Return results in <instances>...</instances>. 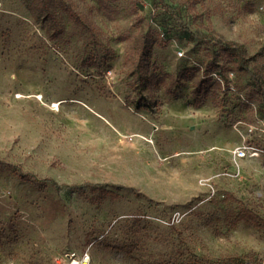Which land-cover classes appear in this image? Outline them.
<instances>
[{"label": "rangeland", "instance_id": "1", "mask_svg": "<svg viewBox=\"0 0 264 264\" xmlns=\"http://www.w3.org/2000/svg\"><path fill=\"white\" fill-rule=\"evenodd\" d=\"M32 1L0 0V264H160L176 246L264 263V155L235 157L264 96L204 42L242 45L264 81V0H72L84 24L36 22ZM140 27L168 35L156 70L212 74L202 102L186 83L139 105L125 57Z\"/></svg>", "mask_w": 264, "mask_h": 264}, {"label": "trees", "instance_id": "2", "mask_svg": "<svg viewBox=\"0 0 264 264\" xmlns=\"http://www.w3.org/2000/svg\"><path fill=\"white\" fill-rule=\"evenodd\" d=\"M161 3H165L164 0H160ZM170 11V17L167 18L165 26L167 29H173V21L175 18L176 24L179 22L182 24L180 17L176 16L172 9ZM30 13L36 22L54 23L58 19V14H67L73 21L78 23H85L82 16H80L72 0H33L30 5ZM168 32V31H167ZM190 37L197 39L195 35L188 32ZM163 35V37H162ZM168 37L167 33L159 34L152 28L140 27L138 31L128 39V46L126 49L125 66L128 69V75L133 80L134 91L139 95V105L145 104L147 98L145 94L158 87H179L186 83H191L194 87V95L203 101L208 95L209 90L214 86V78L212 74L206 73L201 65L187 67L182 69L178 75L165 74L156 70L151 63V54L157 47L165 46V39ZM204 42L212 47H220L226 53H229L235 60L240 71H249L250 74L256 80L260 93L264 96V81L259 78L256 72L249 70V62L255 60V57H249L246 49L239 44L231 41H221L213 36H205ZM44 184H51L56 189L70 188L67 185L59 184L51 179H44L41 181ZM85 186L91 187L95 190H103L104 186L101 184H85ZM77 188V187H76ZM104 195L111 196L112 199L120 198V195L103 190ZM249 221L247 217L240 214L235 221V224L239 222ZM234 224V225H235ZM127 251L131 253V250L127 248H114ZM129 249V250H128ZM253 263H256L254 255L248 257ZM160 264H245L244 259L239 257H227L218 262H206L204 258L200 257L194 250H182L180 246H176L170 257L164 259ZM259 264H264L260 262Z\"/></svg>", "mask_w": 264, "mask_h": 264}, {"label": "built area", "instance_id": "3", "mask_svg": "<svg viewBox=\"0 0 264 264\" xmlns=\"http://www.w3.org/2000/svg\"><path fill=\"white\" fill-rule=\"evenodd\" d=\"M179 56L183 57L184 52H179ZM113 71H108V75L112 76ZM228 82V88L233 89V78L234 74L231 73ZM243 143L238 147L235 152V157L239 160L246 158H256L264 155V147L260 146L257 142L264 139V119H258L255 123L246 126L245 130L241 132Z\"/></svg>", "mask_w": 264, "mask_h": 264}, {"label": "bare ground", "instance_id": "4", "mask_svg": "<svg viewBox=\"0 0 264 264\" xmlns=\"http://www.w3.org/2000/svg\"><path fill=\"white\" fill-rule=\"evenodd\" d=\"M139 137V136H138ZM141 137V136H140ZM81 264H88V261L87 260H83L82 262H81Z\"/></svg>", "mask_w": 264, "mask_h": 264}]
</instances>
